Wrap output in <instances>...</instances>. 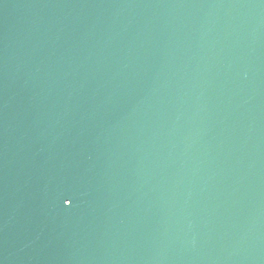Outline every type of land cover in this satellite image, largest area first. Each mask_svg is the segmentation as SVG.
<instances>
[{
	"label": "water",
	"instance_id": "water-1",
	"mask_svg": "<svg viewBox=\"0 0 264 264\" xmlns=\"http://www.w3.org/2000/svg\"><path fill=\"white\" fill-rule=\"evenodd\" d=\"M0 264H264V0H0Z\"/></svg>",
	"mask_w": 264,
	"mask_h": 264
},
{
	"label": "snow or ice",
	"instance_id": "snow-or-ice-1",
	"mask_svg": "<svg viewBox=\"0 0 264 264\" xmlns=\"http://www.w3.org/2000/svg\"><path fill=\"white\" fill-rule=\"evenodd\" d=\"M65 202H67V204H71L72 201H71V199H65V200H64V203H65Z\"/></svg>",
	"mask_w": 264,
	"mask_h": 264
}]
</instances>
